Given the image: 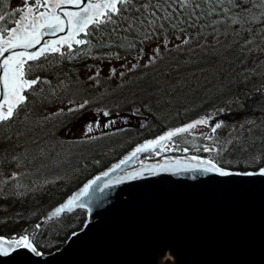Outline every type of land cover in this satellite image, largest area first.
Here are the masks:
<instances>
[{
	"label": "snow or ice",
	"instance_id": "1",
	"mask_svg": "<svg viewBox=\"0 0 264 264\" xmlns=\"http://www.w3.org/2000/svg\"><path fill=\"white\" fill-rule=\"evenodd\" d=\"M54 33L62 34L41 40ZM210 58L220 66L217 75L231 73L214 88L219 100L135 143L41 221L90 209L112 186L142 177L153 178L147 183L167 179L161 174L207 176L218 185L264 183V0H23L10 7L0 15V195L19 197L49 183L40 175L51 162L57 124L83 122V132L93 135L81 134L74 141L81 145L124 131L131 116L141 129L155 128L160 106L172 103L178 87H198L193 78L206 68L193 65ZM81 60L87 61L83 79L71 66ZM72 86L76 91L64 94ZM38 107L45 114H34ZM118 122L123 127H114ZM173 151L178 154H166ZM81 163L88 166L87 154ZM43 231L38 222L0 234V256L18 249L43 255Z\"/></svg>",
	"mask_w": 264,
	"mask_h": 264
},
{
	"label": "water",
	"instance_id": "2",
	"mask_svg": "<svg viewBox=\"0 0 264 264\" xmlns=\"http://www.w3.org/2000/svg\"><path fill=\"white\" fill-rule=\"evenodd\" d=\"M161 175L112 186L59 248L0 264H264V183Z\"/></svg>",
	"mask_w": 264,
	"mask_h": 264
},
{
	"label": "trees",
	"instance_id": "3",
	"mask_svg": "<svg viewBox=\"0 0 264 264\" xmlns=\"http://www.w3.org/2000/svg\"><path fill=\"white\" fill-rule=\"evenodd\" d=\"M18 4L15 0H0V15L9 11L10 7H16ZM19 10L16 13L18 17ZM12 17L5 22L6 26H11ZM87 61L81 60L79 64H72L73 68L83 67ZM214 59H209L207 64L200 63L193 65V67L206 68L202 73L194 76V83H198V87L189 85L186 88H177L173 93L174 100L171 104L160 106V120H154L155 128L141 129L138 124V118L131 116L128 121L129 127L122 132L110 133L109 129L101 128V131L110 133L102 139L95 140L88 145H81L74 143L77 138H67L61 136L63 127L56 125L57 137L55 147L51 150V162L45 165V168L40 175L41 179H51L54 176H59L60 179L50 181L43 186H37L38 190L35 192L28 191L26 195L19 197L0 195V233H10L14 230H21L28 226H34L36 223H41L44 226V231L41 233L43 239L47 244L41 247L42 251H51L59 247L67 238L70 232L79 228L84 219L85 211L83 209H75L71 213L64 212L59 217H54L46 222L40 220L41 215H45L52 207L61 202L68 194L82 184L88 176L101 170L109 165V161L116 160L122 153L129 149L132 145L142 139L155 136L164 131L167 127L178 125L186 122L189 119L200 115L205 108L210 107L220 96L214 92L218 81L223 80L225 75H231L229 72L217 75V68L219 65L215 64ZM206 65H212L206 67ZM69 66V62L65 61V70ZM185 71H190L187 69ZM235 71V70H233ZM81 79L83 77L81 76ZM77 86H72L66 95L71 96L73 91H76ZM87 95H95L96 89H87ZM79 93L76 99H79ZM227 94V90L225 95ZM126 95V93L124 94ZM207 95L206 102L201 103ZM119 99V97H117ZM111 97L100 103H108ZM45 105L44 107H46ZM98 106V105H97ZM115 112V111H113ZM178 113V114H177ZM34 114H45L43 108H35ZM120 114H124L121 112ZM86 117L93 115V113L85 112ZM101 115V114H100ZM102 116V115H101ZM55 124V121L52 122ZM114 127H123L122 123H117ZM139 133V135H137ZM87 135H93L89 133ZM59 139L66 141L63 145L59 143ZM112 152H107V149L113 148ZM86 150V151H85ZM68 156H65L67 153ZM87 154V165L81 163V158ZM72 157L70 159V157ZM61 157H64L60 159ZM93 160H99L98 165H93ZM10 165H3V168H8ZM78 169V171H77ZM65 170V171H63ZM64 175V176H63ZM24 192V189H20Z\"/></svg>",
	"mask_w": 264,
	"mask_h": 264
},
{
	"label": "rangeland",
	"instance_id": "4",
	"mask_svg": "<svg viewBox=\"0 0 264 264\" xmlns=\"http://www.w3.org/2000/svg\"><path fill=\"white\" fill-rule=\"evenodd\" d=\"M29 2H32V0H29ZM15 3L17 4H22L23 3V0H15ZM259 41H257V43H258ZM216 64V63H215ZM212 65H206V67H211ZM80 71H81V76L83 77V72H84V68L83 67H81L80 68ZM106 74V73H105ZM72 94V93H71ZM77 100H79V99H77ZM57 106H60L59 104H57ZM49 110H54V108H53V106L51 105L50 106V108H49ZM102 115V114H101ZM113 116L114 117H116L117 119H118V115L116 114V112H113ZM82 123L83 122H81L80 124H77L76 125V127H73L74 125H72V127L70 128V130L68 131V134H67V131H64V135L65 136H67L68 137V135H75V136H79V135H81V134H85L84 132H83V126H82ZM137 127H139V126H137ZM200 130L201 131H205L206 129H204L202 126H201V128H200ZM62 132H63V130L61 131V134H62ZM221 134H223V133H221ZM63 135V134H62ZM140 142V141H139ZM201 143H202V141H201ZM67 153V152H66ZM167 155H176V154H178V153H176V152H169V153H166ZM123 155V153L119 156V158L121 157ZM65 156H68V153L65 155ZM70 157V156H69ZM62 158H64V157H61L60 159H62ZM72 157H70V159H71ZM153 158H156V157H154L153 156ZM114 161V159H112L111 161H109V164H111L112 162ZM104 168H102L101 170H103ZM63 171H65V170H63ZM99 171V170H98ZM60 176V175H59ZM64 176V175H63ZM55 177V176H54ZM53 177V178H54ZM90 176H88L87 177V179L89 178ZM53 178H51V179H49V182L50 181H53L54 179ZM83 228V227H82Z\"/></svg>",
	"mask_w": 264,
	"mask_h": 264
},
{
	"label": "bare ground",
	"instance_id": "5",
	"mask_svg": "<svg viewBox=\"0 0 264 264\" xmlns=\"http://www.w3.org/2000/svg\"><path fill=\"white\" fill-rule=\"evenodd\" d=\"M114 161H115V160H114ZM114 161H113V162H114ZM113 162H112V163H113ZM110 165H111V164H109V165H108V166H106V167H109ZM133 166H135V165H133ZM133 166H131V167H133Z\"/></svg>",
	"mask_w": 264,
	"mask_h": 264
}]
</instances>
